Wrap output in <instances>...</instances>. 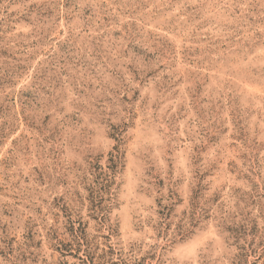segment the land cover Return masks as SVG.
Returning <instances> with one entry per match:
<instances>
[{"label": "rangeland", "instance_id": "374dc122", "mask_svg": "<svg viewBox=\"0 0 264 264\" xmlns=\"http://www.w3.org/2000/svg\"><path fill=\"white\" fill-rule=\"evenodd\" d=\"M76 230L264 264V0H0V264H84Z\"/></svg>", "mask_w": 264, "mask_h": 264}, {"label": "trees", "instance_id": "16d2710c", "mask_svg": "<svg viewBox=\"0 0 264 264\" xmlns=\"http://www.w3.org/2000/svg\"><path fill=\"white\" fill-rule=\"evenodd\" d=\"M74 241L76 242V245L78 246L79 249L84 248L85 252V258H81L82 262L84 264H105V263H97L95 256L90 252V245L86 239L85 232L83 231H78L76 230L74 233ZM260 258V255H257V259ZM233 264H242L241 261H237L236 263Z\"/></svg>", "mask_w": 264, "mask_h": 264}]
</instances>
